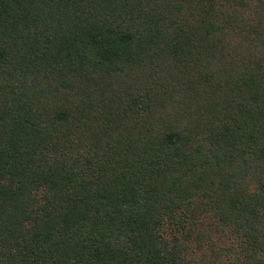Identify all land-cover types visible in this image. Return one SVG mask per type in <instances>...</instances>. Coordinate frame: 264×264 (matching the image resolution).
Segmentation results:
<instances>
[{"label": "trees", "instance_id": "trees-1", "mask_svg": "<svg viewBox=\"0 0 264 264\" xmlns=\"http://www.w3.org/2000/svg\"><path fill=\"white\" fill-rule=\"evenodd\" d=\"M0 264H264V0H0Z\"/></svg>", "mask_w": 264, "mask_h": 264}]
</instances>
